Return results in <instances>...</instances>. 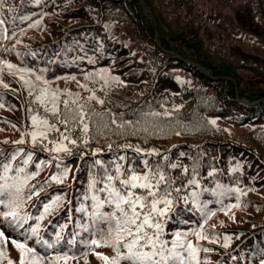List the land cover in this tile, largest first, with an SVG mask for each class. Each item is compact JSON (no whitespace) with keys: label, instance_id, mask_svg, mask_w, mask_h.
Returning a JSON list of instances; mask_svg holds the SVG:
<instances>
[{"label":"trees","instance_id":"trees-1","mask_svg":"<svg viewBox=\"0 0 264 264\" xmlns=\"http://www.w3.org/2000/svg\"><path fill=\"white\" fill-rule=\"evenodd\" d=\"M217 1L245 2L264 29V0ZM0 19V163L15 154L8 176H28L24 197L39 193L25 199L31 219L24 229H7L0 217V264H21L12 241L24 242L29 226L39 225L50 244L58 233L99 239L90 185L115 175L117 164L123 172L159 168L168 177L173 205L162 218L163 239L188 233L198 250L191 264L264 261V46L253 45L261 44L256 37L198 0H4ZM16 68L29 72L26 83ZM42 90L56 93V114L46 110L50 96L37 100ZM77 105L90 117L87 133L73 115ZM32 116L51 127L37 128ZM39 131L46 136L33 140ZM57 197L59 206L45 214ZM36 239L27 246L42 257L37 264H108L97 253L115 256L111 246L68 248L62 241L47 248ZM64 251L70 258L55 261ZM23 255L29 264L31 254Z\"/></svg>","mask_w":264,"mask_h":264},{"label":"snow or ice","instance_id":"snow-or-ice-1","mask_svg":"<svg viewBox=\"0 0 264 264\" xmlns=\"http://www.w3.org/2000/svg\"><path fill=\"white\" fill-rule=\"evenodd\" d=\"M3 3L4 0H0V5ZM23 19H30V17H24ZM4 23L5 21L0 19V26H3ZM39 23L37 21L30 26L38 27ZM6 31L7 29H5ZM7 67L13 69L16 66L8 63ZM21 78L23 79V77ZM39 79L40 77H37V80ZM49 96L50 100H48V103L51 104V108L49 109L45 105L46 110L56 114L59 111L56 93L49 94L42 90L37 96V100L41 104H45ZM100 102L103 103V101ZM63 103L67 110L70 102L65 100ZM73 115L83 126L84 132L87 133L89 124L86 121L90 117L84 111V105H77ZM31 119L33 125L37 126V128L40 126L51 127L48 125L47 120L38 119L37 116H32ZM64 122L67 123L66 120ZM212 123H215V121H212ZM53 130L55 131L56 129L53 128ZM37 134L41 137L46 136L45 131H39V133L33 132L31 133L33 140L37 138ZM23 142L15 141V143ZM72 143H75V141H72ZM56 151H61V148L57 147ZM137 151L140 150L137 149ZM14 159L15 154L3 163H0V168L3 169V176H0V181H3L0 183V206H3L5 209L0 211V217L6 222L4 225L5 228L18 231L24 229V225L31 219L28 213L24 211L25 199H31L32 195H39V193L33 192L27 197H24L22 193L28 186V176L25 175L23 178L19 176H8V173L13 171L11 161ZM30 159L31 156L28 157V160ZM28 160L25 163H28ZM144 163L147 165V161ZM171 167L176 168L177 165L172 164ZM17 171L23 173L24 169L19 168ZM184 171L186 172L187 169H184ZM51 179L63 182L61 177L52 176ZM105 179H101L99 182L94 179L90 185L95 193H97L91 197L93 201L91 206L95 209L91 215L94 217L93 224L96 229L93 235L99 236V239L77 240L76 233H73L71 238L62 237L58 233L56 243L50 244L48 241L39 237V225L36 227L29 226L28 229L21 232V235L24 237V242L12 241L22 252L21 264H25L24 253L31 254L29 256V264H37L38 260L42 261V257H38L35 254L36 250L27 246V240L33 236L37 237V245H45L47 248H55L57 245H61L62 241L64 246L68 248H72L77 243L84 245L89 250L101 245L111 246L115 250L114 257L109 258L104 254L97 253L108 264H191V261L196 260L198 250L187 240L188 233L176 231L173 233L174 239L171 241L163 239L164 223L162 218L172 210L173 199L170 198L172 193L168 190L170 181L159 168H149L143 173H138L135 169H129L128 172H123L121 165L117 164L115 175L107 174ZM116 182H118L119 187ZM97 183L103 186L96 187ZM196 183V180L188 181L190 185H195ZM162 185L163 187H161ZM138 189L143 191L138 192ZM174 191L179 192L180 189L177 188ZM237 191L240 190L237 189ZM99 193H104V196L101 197ZM191 195L195 198L198 193L193 191ZM61 199V197H57L50 203L45 204L44 213L47 214L59 206ZM105 205L110 206L112 210L100 211ZM239 206V204L229 205L225 211H230ZM80 210L85 211L83 208ZM43 218L44 216L41 215L38 219ZM84 227L86 231L89 228L87 225ZM193 234L199 236L201 239L205 238L201 233L196 232ZM4 236V230L0 229V237ZM169 244L171 247H169ZM69 258L67 251H64L62 254L57 252L54 257L55 261H59L60 259L67 261ZM261 264H264V261H261Z\"/></svg>","mask_w":264,"mask_h":264},{"label":"rangeland","instance_id":"rangeland-1","mask_svg":"<svg viewBox=\"0 0 264 264\" xmlns=\"http://www.w3.org/2000/svg\"><path fill=\"white\" fill-rule=\"evenodd\" d=\"M199 4L204 8H211L213 11L218 12L221 17L229 22L233 27H238L244 32L256 37L261 44L253 43V45L264 46V29L262 26L253 18L250 13V8L245 2L233 1L228 4H220L217 0H198ZM264 51V50H263ZM261 58V57H256ZM2 64V60H0ZM19 69V71H17ZM17 77H23L19 79L20 82H25L27 75L23 73H29L23 68H16ZM247 74V73H246Z\"/></svg>","mask_w":264,"mask_h":264},{"label":"water","instance_id":"water-1","mask_svg":"<svg viewBox=\"0 0 264 264\" xmlns=\"http://www.w3.org/2000/svg\"><path fill=\"white\" fill-rule=\"evenodd\" d=\"M143 8H144V11L148 14V15H150L151 16V11H150V9L145 5V4H143ZM204 72H207V70L203 67V66H201V65H198Z\"/></svg>","mask_w":264,"mask_h":264}]
</instances>
